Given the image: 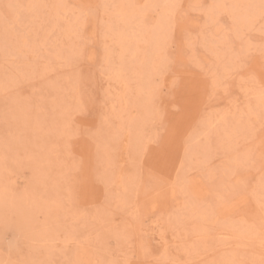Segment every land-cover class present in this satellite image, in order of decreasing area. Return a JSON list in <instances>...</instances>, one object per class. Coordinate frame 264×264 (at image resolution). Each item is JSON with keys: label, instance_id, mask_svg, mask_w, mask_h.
Returning a JSON list of instances; mask_svg holds the SVG:
<instances>
[{"label": "rangeland", "instance_id": "374dc122", "mask_svg": "<svg viewBox=\"0 0 264 264\" xmlns=\"http://www.w3.org/2000/svg\"><path fill=\"white\" fill-rule=\"evenodd\" d=\"M0 264H264V0H0Z\"/></svg>", "mask_w": 264, "mask_h": 264}, {"label": "bare ground", "instance_id": "6f19581e", "mask_svg": "<svg viewBox=\"0 0 264 264\" xmlns=\"http://www.w3.org/2000/svg\"><path fill=\"white\" fill-rule=\"evenodd\" d=\"M34 3V2H33ZM120 15V14H119ZM121 17V16H120ZM118 21L120 22V21H122V17H121V20L120 19H118ZM124 22V21H123ZM122 24V23H121ZM120 26V25H119ZM114 27V26H113ZM118 31V30H117ZM119 33V32H118ZM127 34V33H126ZM118 41V40H117ZM126 44H127V42H126Z\"/></svg>", "mask_w": 264, "mask_h": 264}]
</instances>
